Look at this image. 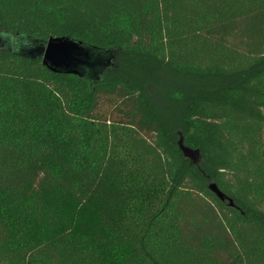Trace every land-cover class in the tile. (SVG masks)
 Returning <instances> with one entry per match:
<instances>
[{
	"label": "trees",
	"instance_id": "trees-1",
	"mask_svg": "<svg viewBox=\"0 0 264 264\" xmlns=\"http://www.w3.org/2000/svg\"><path fill=\"white\" fill-rule=\"evenodd\" d=\"M0 34L112 52L0 48V264H264V0H0Z\"/></svg>",
	"mask_w": 264,
	"mask_h": 264
},
{
	"label": "water",
	"instance_id": "water-1",
	"mask_svg": "<svg viewBox=\"0 0 264 264\" xmlns=\"http://www.w3.org/2000/svg\"><path fill=\"white\" fill-rule=\"evenodd\" d=\"M2 47L28 57L37 56L54 73L73 74L91 82L99 80L112 60L111 51L94 48L69 37L50 38L39 42L25 37H16L13 40L12 37L0 34V48ZM181 150L191 160L197 159V153L182 146ZM210 189L223 199L214 185Z\"/></svg>",
	"mask_w": 264,
	"mask_h": 264
}]
</instances>
